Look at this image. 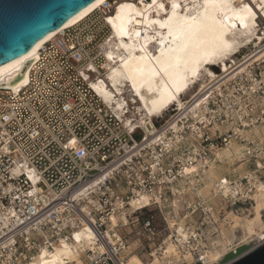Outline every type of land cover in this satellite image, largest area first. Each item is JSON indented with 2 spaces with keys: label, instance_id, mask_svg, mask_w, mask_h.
Masks as SVG:
<instances>
[{
  "label": "built area",
  "instance_id": "2783aa9c",
  "mask_svg": "<svg viewBox=\"0 0 264 264\" xmlns=\"http://www.w3.org/2000/svg\"><path fill=\"white\" fill-rule=\"evenodd\" d=\"M115 1L43 43L26 64L24 85L0 83V264H26L41 248L73 242L82 229L93 235L83 264H125L138 250L162 258L169 243L201 260L205 237L215 234L213 205L200 197L185 202L183 218H199L181 225L170 224L164 209L232 140L247 141L254 168L216 181L215 195L230 205L255 201L264 175L255 147L264 151V142L246 140L243 130L264 124V39L229 62L250 74L218 82L222 93L208 95L199 112L173 108L143 125L126 107L117 112L95 86L111 88L107 16ZM196 164L198 171L186 172Z\"/></svg>",
  "mask_w": 264,
  "mask_h": 264
},
{
  "label": "bare ground",
  "instance_id": "6f19581e",
  "mask_svg": "<svg viewBox=\"0 0 264 264\" xmlns=\"http://www.w3.org/2000/svg\"><path fill=\"white\" fill-rule=\"evenodd\" d=\"M108 1H93L27 52L0 67V83L14 89L24 85L27 81L26 64L37 56L41 45ZM107 21L111 38L107 42L109 49L106 56L114 61L107 71L111 88L102 81L95 84L96 89L117 112L126 107L138 123L145 125L153 118L163 117L173 107L191 108L197 113L206 107L208 95L222 93L220 83L227 85L230 79L242 72L250 74L243 64L232 69V63H236L235 57L243 49L254 48L264 39V0H116ZM251 56L257 58L259 52ZM229 62L232 63L229 65ZM219 77L221 79L217 81ZM232 94L228 88V95ZM186 99L191 100L187 106ZM217 127L219 125L215 124L210 130ZM259 130L255 126L244 129L243 133L248 140H252L261 133ZM244 148V144L232 140L217 151L209 167L197 180L191 179L189 184L183 183L177 188L179 195L171 201L172 211L177 213L184 196L190 201L204 198L216 207L220 199L215 195L214 183L220 179H225L223 183L229 182L228 177L218 170L222 164L236 159L242 162ZM193 171H198L197 164L186 169L187 173ZM255 186L252 212L241 216L230 211V230L227 233L221 231L220 240L211 242L201 260L194 261L190 252L179 254L169 243L162 258L155 256L144 260L133 253L125 264H218L223 255L237 246L251 244L248 239L252 235L263 238L264 181L256 182ZM226 187L228 189L229 186ZM183 220L178 223L181 225ZM169 222L175 223L173 220ZM236 228H240L243 235L239 242L232 244ZM92 238L90 230H77L73 234V242L61 240L51 250L41 248L26 264H83L82 252L89 247Z\"/></svg>",
  "mask_w": 264,
  "mask_h": 264
},
{
  "label": "water",
  "instance_id": "95a60500",
  "mask_svg": "<svg viewBox=\"0 0 264 264\" xmlns=\"http://www.w3.org/2000/svg\"><path fill=\"white\" fill-rule=\"evenodd\" d=\"M93 1L0 0V67L27 52ZM218 264H264V242L239 245L223 255Z\"/></svg>",
  "mask_w": 264,
  "mask_h": 264
},
{
  "label": "rangeland",
  "instance_id": "374dc122",
  "mask_svg": "<svg viewBox=\"0 0 264 264\" xmlns=\"http://www.w3.org/2000/svg\"><path fill=\"white\" fill-rule=\"evenodd\" d=\"M244 51H247V49H243L242 51H241V53L242 52H244ZM240 53V54H241ZM248 53H250V52H248ZM214 70L215 71H217V69H215L214 68ZM174 108V107H173ZM173 108H171V109H173ZM171 111V110H170ZM262 127V126H264V124H260V125H258L257 127ZM260 134H263L264 135V132H261V133H259V134H256V136L258 135H260ZM135 138L136 139H139V136L137 135V136H135ZM245 139L247 140V138L245 137ZM248 141H259V140H255V139H252V140H248ZM240 142V141H239ZM246 142L247 141H244V142H240L241 144H244L245 145V148L247 147V145H246ZM259 142H264V140H262V141H259ZM260 146H257V147H255V149H257V154H258V156L259 157H261V158H264V151L263 150H261L260 148H259ZM245 148H244V155H243V157H242V159H243V161L242 162H240L238 159H236V160H234L232 163H229V164H222V167L221 168H219V170H218V172L219 173H221L222 172V170H224V171H226L225 169H228L229 168V170H234V169H238L239 167V165L242 163L243 165L242 166H247L246 167V169H244V171H242L238 176H241L242 174H244L246 171H249V170H252L253 168H254V159L253 158H251L250 156H247V154H246V152H245ZM241 167V166H240ZM237 176H234V177H231V178H236ZM260 181H264V175H262L261 176V178H260ZM183 201V202H182ZM182 203H181V207H180V209L177 211V213H175V212H173L172 211V207L170 206V205H167L166 207H165V209H164V213H165V216H168V221H170V220H173L174 222H176V223H178V222H180V220L183 218L182 216H184L185 214H186V210L184 209L185 207H184V204H185V202H191L190 200H189V198L187 197V196H184L183 198H182ZM220 203V204H219ZM218 204H217V208L216 207H214V212H213V214H214V216H213V220L215 221V223H218V224H220L221 225V227H220V225H219V227H220V229H219V232L220 231H222L223 233H227L229 230H230V226H229V223L231 222L230 220H231V214L229 213L230 211H233V212H235L236 214H238V215H241V216H245V215H247V214H249V213H251L252 212V206H253V202L251 203V204H247V206L246 205H230L229 203H227V202H225V201H223V200H220V202H219ZM183 204V205H182ZM219 208V209H218ZM247 208V209H246ZM251 208V209H250ZM251 210V211H250ZM181 211V212H180ZM173 212V213H172ZM244 213V214H243ZM170 214V215H169ZM228 214V215H227ZM181 216V217H180ZM170 217V218H169ZM175 217V218H174ZM178 217V218H177ZM199 218V213H196V214H194L192 217H190L188 220L189 221H191V222H194V221H196L197 219ZM178 219V220H177ZM263 219H264V217H263ZM188 220H186V219H184L183 221H182V223H185V221H188ZM228 221V222H227ZM170 223V222H169ZM264 232V230L262 231V233ZM235 236H234V238L231 240L232 242V244H235V242L237 243V242H239L241 239H242V235H243V233H242V231H241V229L240 228H236L235 229ZM225 236V235H224ZM256 238V239H255ZM240 239V240H239ZM258 238H257V235L256 234H254V235H252V237L250 238V239H248V240H251L250 241V243H254V242H256V240H257ZM220 240V239H219ZM218 240V241H219ZM131 241H132V239H131ZM131 246L132 247H134V246H136V243H132L131 244ZM146 251H144V250H138V251H134V254H136V255H138V256H140L141 258H143L144 260H147V258H148V256L146 255V253H145ZM133 254V253H132ZM147 257V258H146Z\"/></svg>",
  "mask_w": 264,
  "mask_h": 264
},
{
  "label": "crops",
  "instance_id": "0c3cea01",
  "mask_svg": "<svg viewBox=\"0 0 264 264\" xmlns=\"http://www.w3.org/2000/svg\"><path fill=\"white\" fill-rule=\"evenodd\" d=\"M260 130H261V132H264V126H262V127H258ZM259 130V131H260ZM264 136V135H263ZM263 136L261 135V136H256V137H254V139L255 140H260V141H262V140H264V138H263ZM260 137V138H259ZM259 138V139H258ZM246 165L245 166H241L240 168H238L237 170H235V172H232L231 173V171L229 172V170L228 171H224V170H222V172H221V174L223 175H226L227 177H234V176H238L242 171H244V169H246ZM233 174H234V176H233ZM203 201H205V202H207V203H210L209 201H207V200H205L204 198L202 199ZM211 204V203H210ZM243 205H246L247 206V204H243ZM247 209V208H246ZM190 224H192V223H190ZM194 224V223H193ZM213 227V230L215 231V234H213V235H207L205 238H206V240H205V242H203V245L207 248V249H205V250H209V248L211 247V242H215V243H217V241L220 239V236H221V231L219 232V229H220V227H219V225H218V223H215V225L214 226H212ZM219 235V236H218ZM218 236V237H217ZM219 238V239H218ZM203 249H200L199 250V254H201V253H203L204 252V250L202 251Z\"/></svg>",
  "mask_w": 264,
  "mask_h": 264
}]
</instances>
